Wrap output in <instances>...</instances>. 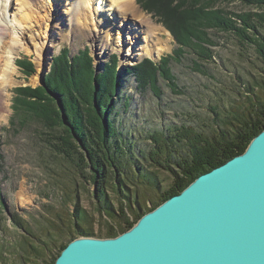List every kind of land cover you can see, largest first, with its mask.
<instances>
[{
    "label": "rangeland",
    "instance_id": "rangeland-1",
    "mask_svg": "<svg viewBox=\"0 0 264 264\" xmlns=\"http://www.w3.org/2000/svg\"><path fill=\"white\" fill-rule=\"evenodd\" d=\"M73 1L50 0L49 3L35 0L30 7L35 13L57 17L68 24V10ZM210 3H213L212 0ZM217 3L218 8L209 13L218 14L220 8L237 14L259 11L239 2L220 0ZM13 4V11L8 13L9 19H13V12L18 11L19 5L15 2ZM131 4V14H125L122 23L119 21L122 16L120 11L117 12L119 18L105 15L102 21L99 20L100 16H91L85 28L87 34L102 38L106 35L105 29H113L112 33L108 34L109 40H104V43H95L88 35L60 38L48 51L43 44L44 40L49 43L46 40L47 28L42 29L39 35L27 32L22 38L23 46L15 50L18 73L13 76L16 78L15 84L5 95L7 110L0 111V264H22L23 258L32 259L34 255L29 253L30 245L25 240L29 239V242L37 246V241L30 238L31 234L49 241L51 237L47 231L50 229L53 234L61 235L64 242L68 241V230L64 226L61 234L60 230H52L50 220L55 218L56 212H74L72 201L68 198L72 190L73 194H76L75 189L78 190L82 208L95 216L96 229H100L104 223L102 217L96 213L95 194L99 187L97 183L89 176L83 180L76 177L72 165L51 150L47 141L49 131L42 126L40 120L32 115L27 116L22 120V125L21 119L16 117L14 111L19 88L31 87L37 90L44 86V79L53 66V58L59 56L64 49L70 50L71 57L88 50L99 73L104 71L107 64L116 62L117 81L120 82L121 88L116 89L109 104L114 105L112 118L122 136L121 139L127 141L123 148V163L124 171L129 176L132 174L128 167L129 154L135 157V160L138 159V166L144 168L149 165L147 152L153 150L152 138L157 137L158 133L170 135L183 126H192L206 132L218 128L219 124H223V118L235 115L251 103L249 98H252V87H255L256 82L260 86L255 92L261 94L263 91L264 64L255 46L241 43L233 33L211 30L207 37L210 36L217 46L209 47L212 59L202 60L193 51L179 44L169 28L171 25H167L160 16L143 8V0H134ZM173 13L174 10H169L168 15L175 18ZM187 13L188 10L183 11L182 23L173 25L178 31L183 25L186 29L189 27L187 19L192 18H187ZM151 30L156 32V37H152ZM201 36L204 39V34ZM117 38H122L121 46L113 52H108L109 46L103 44L114 39L116 42ZM152 42L157 43L156 47L163 45L168 49L163 51L158 59H152L143 51L146 46L153 49ZM179 47L185 52L174 58V52ZM23 59L30 62L34 70L29 72V75L23 72ZM145 60H149L157 71L162 67L168 70L171 78L173 77V83L168 85L167 75L158 71L157 93L153 91L156 87H153L149 80H146V83H149L147 87L139 88L134 77L128 72ZM53 84L50 87H53ZM94 103L97 105V96ZM129 151L131 153H128ZM156 174L162 185L161 190L167 189L172 182V176L164 170H158ZM138 193L145 204H150L149 200H158L155 190L142 188ZM112 196L117 202L114 195ZM16 220L22 225L17 224Z\"/></svg>",
    "mask_w": 264,
    "mask_h": 264
},
{
    "label": "trees",
    "instance_id": "trees-1",
    "mask_svg": "<svg viewBox=\"0 0 264 264\" xmlns=\"http://www.w3.org/2000/svg\"><path fill=\"white\" fill-rule=\"evenodd\" d=\"M143 1V8L171 25L168 27L172 29L179 44L193 51L200 59H212L209 47L217 45L207 36L209 31L215 30L233 33L241 43L255 46L264 64V0H221L239 2L261 11L243 14L229 12L224 8L218 9V14L209 13L218 8L217 2L220 0H212V4L211 0ZM169 10H174L175 14L172 15L175 18L168 15ZM187 10L185 15L192 20L187 19V29L183 25L178 31L173 25L182 23L183 11ZM203 34L204 39L201 36ZM87 51L71 57L70 50L64 49L59 56L53 58V66L44 79V86L37 90L31 87L19 88L14 111L22 125V120L27 116L32 115L40 120L42 126L49 131L47 141L51 150L72 165L76 177L83 180L89 176L97 183L96 213L104 223L100 229H96L95 216L82 208L78 190L75 189L76 194L72 190L67 195L72 201L74 212H56L55 218L50 220L52 230H60V234L62 226L68 230V241L64 242L61 235L53 234L50 229L47 231L51 237L49 241L31 234L30 238L37 241V246L29 242V239L25 240L30 245L29 253L34 257L23 258L22 264H54L62 251L77 237L108 239L120 236L132 229L142 216L180 194L200 175L243 154L251 141L264 131V89L261 94L256 93V88L260 86L256 82L255 87H252V98H249L251 103L235 115L223 118V124H219L218 128L206 132L192 126H183L170 135L158 133L157 137H153V150L147 152L146 156L150 167L138 166V159L135 160L129 154L128 167L132 173L129 176L124 171L123 163V148L127 141L121 139L112 118L114 105L109 104L116 89L121 88L117 81L116 62L107 64L104 71L96 76L93 59ZM184 52L179 47L174 52V58ZM26 61L23 59L21 63L23 72L29 75L34 70L30 62ZM158 71L167 75L168 85L173 83L168 70L162 67ZM158 71L149 60H145L128 73L141 89L148 86L146 80H149L156 87L153 91L157 93ZM262 71L264 75V68ZM51 84L53 87H50ZM96 96L97 105L94 103ZM158 170H164L172 176L171 184L163 191L157 180ZM142 188L155 190L158 200H149L150 204L143 203L138 193ZM16 222L22 225L19 220Z\"/></svg>",
    "mask_w": 264,
    "mask_h": 264
},
{
    "label": "water",
    "instance_id": "water-1",
    "mask_svg": "<svg viewBox=\"0 0 264 264\" xmlns=\"http://www.w3.org/2000/svg\"><path fill=\"white\" fill-rule=\"evenodd\" d=\"M54 264H264V131L132 229L78 237Z\"/></svg>",
    "mask_w": 264,
    "mask_h": 264
},
{
    "label": "bare ground",
    "instance_id": "bare-ground-1",
    "mask_svg": "<svg viewBox=\"0 0 264 264\" xmlns=\"http://www.w3.org/2000/svg\"><path fill=\"white\" fill-rule=\"evenodd\" d=\"M32 1L35 0H0V111L7 110L5 95L8 93L9 88L15 84V79L13 76H17V65L16 57L17 51L23 46L22 38L25 37L26 33L29 32L33 35H39L42 29L48 28L46 31V40L52 44L46 43L44 40V47L49 50V47L53 46L60 38L69 39L76 38L77 36H87L95 43L97 41L104 43V40H109L108 34L112 33L113 29H105L102 38L98 35L87 34L85 28H87V23L91 19V16L96 15L99 20H103L105 15H112L119 18L117 12H121L120 22H124V15L131 14V3L134 0H74L69 6V22L66 24L65 21L57 18L41 15V12H34L31 10L30 5ZM49 2L50 0H44ZM18 6V11L14 14L13 19H9L8 13L13 11L14 4ZM109 13V14H108ZM11 14V13H10ZM141 18V17H140ZM114 20V19H113ZM142 22V19H140ZM14 23V24H13ZM83 23V24H82ZM82 24V25H81ZM100 28V27H99ZM152 37H156L155 31H150ZM93 35V36H92ZM48 36V37H47ZM38 37V36H37ZM43 38V37H42ZM108 38V39H107ZM115 42L114 40L110 43L103 45L109 46L108 52L115 51L117 47L121 46V39ZM120 44L118 45V43ZM123 43V42H122ZM153 43V42H152ZM154 48L144 47L143 51L152 59H158L163 51L168 50L167 47L161 46L156 47L157 43H153ZM48 46V47H47ZM107 53V52H105ZM41 58L43 54L40 53ZM101 55L103 53L101 52ZM102 56V58H104ZM40 64V63H39ZM103 66V65H102ZM19 67V66H18ZM100 67V66H99ZM40 72L41 64L39 65ZM13 77V78H12ZM74 147V146H73ZM23 200H25L23 198Z\"/></svg>",
    "mask_w": 264,
    "mask_h": 264
}]
</instances>
